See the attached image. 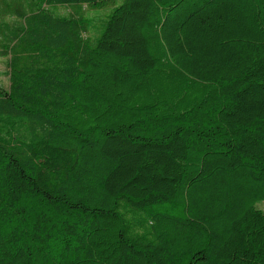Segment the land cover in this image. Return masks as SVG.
<instances>
[{"label": "trees", "instance_id": "trees-1", "mask_svg": "<svg viewBox=\"0 0 264 264\" xmlns=\"http://www.w3.org/2000/svg\"><path fill=\"white\" fill-rule=\"evenodd\" d=\"M0 57V264H264V0H0Z\"/></svg>", "mask_w": 264, "mask_h": 264}, {"label": "rangeland", "instance_id": "rangeland-1", "mask_svg": "<svg viewBox=\"0 0 264 264\" xmlns=\"http://www.w3.org/2000/svg\"><path fill=\"white\" fill-rule=\"evenodd\" d=\"M85 9H87L85 7ZM59 12H68L69 9L67 7L59 6L57 8ZM8 75H7V65L5 58L0 57V85L1 86H8ZM257 206L264 209V201L258 202Z\"/></svg>", "mask_w": 264, "mask_h": 264}]
</instances>
